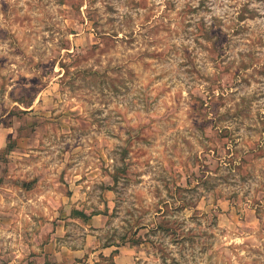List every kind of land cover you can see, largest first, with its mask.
<instances>
[{
	"label": "rangeland",
	"instance_id": "rangeland-1",
	"mask_svg": "<svg viewBox=\"0 0 264 264\" xmlns=\"http://www.w3.org/2000/svg\"><path fill=\"white\" fill-rule=\"evenodd\" d=\"M59 227L264 264V0H0V264Z\"/></svg>",
	"mask_w": 264,
	"mask_h": 264
},
{
	"label": "crops",
	"instance_id": "crops-1",
	"mask_svg": "<svg viewBox=\"0 0 264 264\" xmlns=\"http://www.w3.org/2000/svg\"><path fill=\"white\" fill-rule=\"evenodd\" d=\"M66 232L67 230L65 231L62 227L54 230L51 241L43 247L40 246L38 248L41 252L40 256L37 255L40 259L36 262L27 263L17 260V264H94V261L91 260L94 258L96 261L100 260L98 256L95 257L97 253L105 257L112 256L113 263L111 264H128L133 257L131 249L120 245L106 246L97 250L99 245L96 246V244H94V242H96V236L92 233L88 234L85 245L78 243L67 245L64 238ZM83 246H85L86 250L82 248ZM86 254L89 255V258L87 262L84 263L80 259L86 256ZM10 264H15V262Z\"/></svg>",
	"mask_w": 264,
	"mask_h": 264
}]
</instances>
